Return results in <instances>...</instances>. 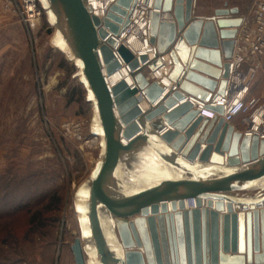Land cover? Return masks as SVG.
Returning <instances> with one entry per match:
<instances>
[{"label": "water", "instance_id": "water-1", "mask_svg": "<svg viewBox=\"0 0 264 264\" xmlns=\"http://www.w3.org/2000/svg\"><path fill=\"white\" fill-rule=\"evenodd\" d=\"M38 2L78 69L99 138L98 159L75 191L74 264H264V138L223 121L220 105H206L217 113L209 119L188 99L222 93L238 8L224 2L195 16V0H154L173 21L152 13L157 58L140 66L146 56L114 39L132 0H115L101 19L85 0ZM116 45L132 88L105 83L103 74L121 67ZM161 66L169 87L145 76ZM138 89L153 104L143 113Z\"/></svg>", "mask_w": 264, "mask_h": 264}, {"label": "rangeland", "instance_id": "rangeland-1", "mask_svg": "<svg viewBox=\"0 0 264 264\" xmlns=\"http://www.w3.org/2000/svg\"><path fill=\"white\" fill-rule=\"evenodd\" d=\"M223 1L243 2L203 0L198 10L212 14L213 3ZM9 18L0 25V264H74L75 191L99 156L89 130L92 105L74 61L54 43L55 26L45 13L35 42ZM249 93L264 98L259 68ZM52 194L58 208L42 209ZM35 211H42L43 225L28 228Z\"/></svg>", "mask_w": 264, "mask_h": 264}, {"label": "built area", "instance_id": "built-area-1", "mask_svg": "<svg viewBox=\"0 0 264 264\" xmlns=\"http://www.w3.org/2000/svg\"><path fill=\"white\" fill-rule=\"evenodd\" d=\"M115 0H85L91 14L98 18H103L110 5ZM133 4L129 12V22L122 29L119 36H114L117 45L121 42L135 57L145 55L146 60L139 63L140 66L147 65L157 58L155 45L151 44L150 39V20L154 11L160 13V20L173 21L170 13H162L154 8V0H132ZM1 10L16 17L18 23L23 27L24 33L30 42H35V32L39 28L43 10L38 0H0ZM242 17V22L238 27L234 37L232 52L226 60L228 63V75L225 78V85L222 93L212 94L208 100L202 101L189 97L192 106L199 111V115L209 119L217 115L206 105L222 107L220 115L223 121L232 123L235 118L244 126L243 133L256 135L264 138V98L250 95V82L255 75L257 68L260 69L264 77V0H255L248 16ZM133 35L140 42V49H132L125 44V37ZM112 49L114 57L119 63L124 65L116 49ZM143 50L144 53H140ZM163 66L154 72H145L147 79H158L156 74H162ZM106 83V75L103 74ZM129 87H134L135 83L131 79ZM145 94L138 89L136 92L137 106L140 112V101ZM148 101L147 98H145ZM149 107V106H148ZM91 141L96 143L99 149V138L92 135Z\"/></svg>", "mask_w": 264, "mask_h": 264}, {"label": "bare ground", "instance_id": "bare-ground-1", "mask_svg": "<svg viewBox=\"0 0 264 264\" xmlns=\"http://www.w3.org/2000/svg\"><path fill=\"white\" fill-rule=\"evenodd\" d=\"M125 44L132 49H140V47H141L140 42L133 35H127L125 37ZM140 53H144V51L141 50ZM156 77L158 79H162L163 83L165 85H167L168 87L171 85L170 83H168V81L162 75L156 74ZM120 79H125L127 81V83H129V81H131V79H132L130 76V72L128 71V69L125 65H122L117 71H115L110 76H106L107 87L110 88L113 84H115ZM135 97H136V94H135ZM145 98H147V97L145 96V97H143V99H141L140 107H141V109L146 111L149 107L153 106V104H151V103L148 104V102ZM136 99H137V97H136ZM123 142L125 143L126 141L123 140Z\"/></svg>", "mask_w": 264, "mask_h": 264}, {"label": "crops", "instance_id": "crops-1", "mask_svg": "<svg viewBox=\"0 0 264 264\" xmlns=\"http://www.w3.org/2000/svg\"><path fill=\"white\" fill-rule=\"evenodd\" d=\"M242 1L243 2L241 3V5H236V6L229 5V7H237L238 10H239L238 15L243 16V17H246V16H248L251 7L254 5L255 0H242ZM202 2H203V0H195V4H194V15L195 16H209V15H211L209 13L205 14V12H202L201 10H198L200 8V6L203 5ZM224 2L225 1H223L221 4H218V5H216V3L214 2L213 5L211 6L212 11L215 8L222 7ZM208 9H210V7H208ZM10 20L11 19L9 18V14L4 13L1 10V7H0V25L1 26H5ZM19 26L21 27L22 31L24 32L23 27L20 24H19ZM231 124L235 127V129L243 132L244 126L239 122V118H235L232 121Z\"/></svg>", "mask_w": 264, "mask_h": 264}, {"label": "trees", "instance_id": "trees-1", "mask_svg": "<svg viewBox=\"0 0 264 264\" xmlns=\"http://www.w3.org/2000/svg\"><path fill=\"white\" fill-rule=\"evenodd\" d=\"M59 202H60V199L59 197L55 196L54 194H52L49 199H48V202L46 203V205H44L42 207V209H47V210H55L58 208V205H59ZM41 216H42V211H35L34 213H31L29 216H28V228H30V226L32 224H37L39 223V225H43L42 224V221L40 222V219H41ZM42 220H43V217H42ZM27 232L29 233V231L27 230Z\"/></svg>", "mask_w": 264, "mask_h": 264}]
</instances>
